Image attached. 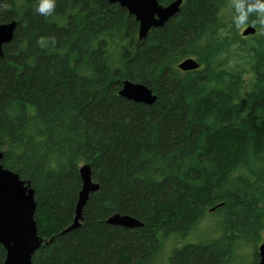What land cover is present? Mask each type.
<instances>
[{
    "label": "trees",
    "instance_id": "16d2710c",
    "mask_svg": "<svg viewBox=\"0 0 264 264\" xmlns=\"http://www.w3.org/2000/svg\"><path fill=\"white\" fill-rule=\"evenodd\" d=\"M182 1L139 40L134 16L108 0H56L51 16L35 11L36 0H0L11 5L0 7V25L17 23L0 55V164L34 191L42 244L31 264H162L171 238L165 264H234L243 243L258 264L264 31L253 13L245 24L255 33H237L222 17L231 0ZM187 58L199 68L180 71ZM125 81L156 101L120 96ZM84 165L99 191L81 226L63 232ZM207 211L223 216L221 234L193 243ZM114 214L143 226L110 225Z\"/></svg>",
    "mask_w": 264,
    "mask_h": 264
},
{
    "label": "water",
    "instance_id": "95a60500",
    "mask_svg": "<svg viewBox=\"0 0 264 264\" xmlns=\"http://www.w3.org/2000/svg\"><path fill=\"white\" fill-rule=\"evenodd\" d=\"M125 8L129 15L134 16L138 23V38L142 40L153 28L162 27L170 18L180 11L182 0H174L162 5L158 0H108ZM16 22L0 25V55L2 46L9 43L14 35ZM255 33L251 26L245 28L242 36ZM199 63L193 58H187L178 64L183 72L197 70ZM120 96L135 103L150 105L156 101V96L142 84L125 81L119 91ZM2 153L0 152V160ZM81 189L75 207L73 222L63 232L74 230L81 226L82 210L90 194L98 192L99 186L92 182L90 167L79 169ZM36 203L34 191L30 183L19 178L18 174L5 169L0 164V246L5 250V258L1 264H31L34 252L42 244L38 236L34 213ZM113 226L124 228H139L143 224L127 215L114 214L107 219ZM258 264H264V242L258 246Z\"/></svg>",
    "mask_w": 264,
    "mask_h": 264
},
{
    "label": "rangeland",
    "instance_id": "374dc122",
    "mask_svg": "<svg viewBox=\"0 0 264 264\" xmlns=\"http://www.w3.org/2000/svg\"><path fill=\"white\" fill-rule=\"evenodd\" d=\"M233 3V0L229 1L227 3V6L223 10V18L226 22H232V16H233V9L231 8V5ZM233 24V23H232ZM234 25V24H233ZM248 27V25L244 24L240 28H236L235 30L237 33L241 35V33L245 30V28ZM252 76L247 75L245 77V85L246 88H250L252 84ZM223 216H221L220 213L215 212H206V214L198 221L196 224L194 230L191 232L194 234L189 238L191 242L193 243H200L203 242L205 239H217L216 237H219L221 234L220 226L221 221H223ZM191 234V235H192ZM177 238H171L168 240L167 244L164 246L163 251V261L162 264H165V258L166 255L170 252L172 249L173 243H177ZM264 241V230L260 232V242ZM244 244V243H243ZM240 245L235 249L234 256L236 257V262L234 264H251L253 262L254 258V248L253 245L250 244L247 245Z\"/></svg>",
    "mask_w": 264,
    "mask_h": 264
},
{
    "label": "clouds",
    "instance_id": "9594fccd",
    "mask_svg": "<svg viewBox=\"0 0 264 264\" xmlns=\"http://www.w3.org/2000/svg\"><path fill=\"white\" fill-rule=\"evenodd\" d=\"M56 6V0H36L35 11L43 16H51ZM0 7L5 10H10L11 5L7 3H0ZM233 9L232 23L236 28H240L248 20L253 13L256 14V19L253 24H259L262 31H264V0H233L231 5ZM55 43V40H52Z\"/></svg>",
    "mask_w": 264,
    "mask_h": 264
}]
</instances>
